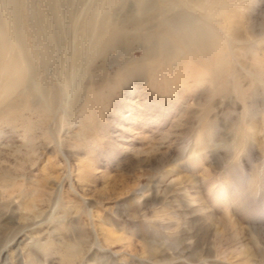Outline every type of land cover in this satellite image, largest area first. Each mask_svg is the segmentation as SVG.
Segmentation results:
<instances>
[{
	"label": "rangeland",
	"instance_id": "obj_1",
	"mask_svg": "<svg viewBox=\"0 0 264 264\" xmlns=\"http://www.w3.org/2000/svg\"><path fill=\"white\" fill-rule=\"evenodd\" d=\"M221 5L218 63L127 72L131 42L71 76L70 37L52 108L0 100V264H264V0Z\"/></svg>",
	"mask_w": 264,
	"mask_h": 264
},
{
	"label": "bare ground",
	"instance_id": "obj_2",
	"mask_svg": "<svg viewBox=\"0 0 264 264\" xmlns=\"http://www.w3.org/2000/svg\"><path fill=\"white\" fill-rule=\"evenodd\" d=\"M33 1L0 0L1 102H16L10 100L14 94L29 103L39 99L45 108H52L56 99L48 96L38 63L46 69L56 62L70 37L72 52L65 69L71 76L84 71L85 62L131 42L141 45L142 57L130 61L127 72L136 73L141 61L156 63L181 53L215 63L221 60L214 10L222 6L221 0H211V5L210 0H94L82 17L72 11V0H40L38 11Z\"/></svg>",
	"mask_w": 264,
	"mask_h": 264
}]
</instances>
